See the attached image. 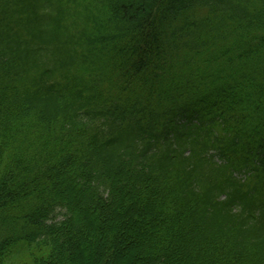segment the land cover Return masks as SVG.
<instances>
[{
  "label": "trees",
  "instance_id": "1",
  "mask_svg": "<svg viewBox=\"0 0 264 264\" xmlns=\"http://www.w3.org/2000/svg\"><path fill=\"white\" fill-rule=\"evenodd\" d=\"M0 264H264V0H0Z\"/></svg>",
  "mask_w": 264,
  "mask_h": 264
},
{
  "label": "rangeland",
  "instance_id": "2",
  "mask_svg": "<svg viewBox=\"0 0 264 264\" xmlns=\"http://www.w3.org/2000/svg\"><path fill=\"white\" fill-rule=\"evenodd\" d=\"M57 218H58V219H61V214H59Z\"/></svg>",
  "mask_w": 264,
  "mask_h": 264
}]
</instances>
